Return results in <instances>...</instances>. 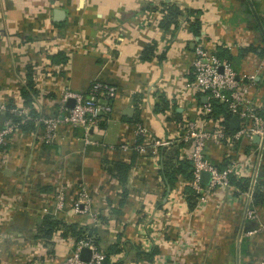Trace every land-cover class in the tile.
<instances>
[{
  "label": "crops",
  "instance_id": "0c3cea01",
  "mask_svg": "<svg viewBox=\"0 0 264 264\" xmlns=\"http://www.w3.org/2000/svg\"><path fill=\"white\" fill-rule=\"evenodd\" d=\"M171 4L180 14L168 25ZM196 45L215 49L240 74L254 72L264 58V0H0V127L8 118L19 122L0 146V211L8 217L0 221V264H59L73 249L74 236L62 231L69 224L88 229L107 247L105 264H155L168 252L169 239L160 231L168 237L185 223L188 180L178 174L170 184L161 169L190 165V146L179 140L187 118L227 119L207 112L206 96L185 87L194 77ZM94 79L117 92L112 112L90 129L92 142H84L80 127L61 125L44 143L40 119L55 113L65 91L84 93ZM250 93L264 107V71ZM227 121L238 125L232 115ZM137 125L144 134L134 133ZM135 143L142 151L132 148ZM227 154L225 145L206 148L219 168ZM116 162L129 165L124 183L115 175ZM79 185L91 196L95 218L72 208ZM230 185L213 190L196 210V252L187 264H259L264 170L250 198L245 182L231 176ZM60 191L64 205L57 209ZM249 206L257 218L246 216ZM46 215L60 222L49 237L41 231Z\"/></svg>",
  "mask_w": 264,
  "mask_h": 264
},
{
  "label": "built area",
  "instance_id": "2783aa9c",
  "mask_svg": "<svg viewBox=\"0 0 264 264\" xmlns=\"http://www.w3.org/2000/svg\"><path fill=\"white\" fill-rule=\"evenodd\" d=\"M192 81L186 82L185 87L206 96L205 109L211 110V101L217 100L226 105L228 112L238 118L236 128H227L223 122H206L198 118H187L180 142L189 144L188 158L191 164V178L188 185L197 194L195 206L192 212L201 209L213 190H227L231 187L230 177L245 182V193L251 197L264 170V107L253 100L251 90L255 87V76L264 71V58L255 64L252 73L240 74L232 64L220 58L215 49L196 45L193 50ZM116 86L112 83L94 79L90 82L84 93L65 91L53 115L41 118L43 128L41 138L44 143L53 140L54 133L61 125L80 127L84 132V142H92L90 129L97 125L101 118L112 112V101L116 96ZM69 98L74 99L72 107L67 106ZM208 124V125H207ZM19 129V122L12 119L6 120L0 128V146L7 143L11 135ZM134 133H145L143 126L137 125ZM254 136H258V142H254ZM247 142L246 150L234 155L235 148ZM157 145L168 144L167 140L154 141ZM208 145H225L228 149V163L223 168L213 164L206 156ZM121 148L127 149L128 145L121 144ZM136 151H142V143H135L132 147ZM241 148V147H240ZM233 154V155H232ZM209 172L210 179L207 185L202 184V172ZM78 198L72 204L75 212H83L89 207V193L86 188L78 186ZM64 205V195L60 191L57 195L56 208ZM47 208H43L46 212ZM248 218H257L258 214L250 206L245 212ZM260 229L264 233V219L260 223ZM83 247L91 249L89 260H82L80 250ZM59 264H105L104 255L97 250L94 243L88 237L74 240L73 249ZM264 264V254L259 260Z\"/></svg>",
  "mask_w": 264,
  "mask_h": 264
},
{
  "label": "rangeland",
  "instance_id": "374dc122",
  "mask_svg": "<svg viewBox=\"0 0 264 264\" xmlns=\"http://www.w3.org/2000/svg\"><path fill=\"white\" fill-rule=\"evenodd\" d=\"M167 12H169L168 8H167ZM177 18H178V16L174 17L173 19L172 18L169 19V15H168L167 22L178 23ZM94 39L96 41V37ZM81 40H82V38L75 37L74 43L80 44ZM95 41H94V43H91V46L95 45V43H96ZM183 184L188 185V183L186 181H184ZM77 198H78V194H76V199ZM89 198L91 201L90 194H89ZM191 198H192V201H190V202L187 201V211H186L185 223H183V224L180 223L178 227H173V228L169 229L168 232L170 233V235L168 237H166L167 234H166L165 230L162 229V231H160L161 233L163 232V235H164V237L162 236L163 238L169 239L168 240V246L169 247H168V252L165 255H160L157 257L156 260H152V261H154L155 264H187V262H189V260L186 261V257L189 254H192V252H194V251L196 252V229H195L196 223H194V220H193L194 216H196V211L192 212L193 208L195 206V201L193 202L194 197L191 196ZM90 207H91V202H89V207L84 212H87L89 214V216H91L92 218H95L96 215L93 211H91ZM6 212H7V210H5V212L0 211V221H1V219L8 218L6 216ZM46 212H48V211H46ZM65 230H66V228H62V231H65ZM86 231L87 232H85L84 235L81 236L80 238L88 237L89 239H91V241L96 246L97 250H99L104 255V258H106L107 257V251H106L107 247H104L103 245H99L96 242V237H93V234L88 229H86ZM80 238H76L74 240H78ZM155 240H157V236H156ZM142 246L145 247L144 244H142ZM180 257H182V258H180Z\"/></svg>",
  "mask_w": 264,
  "mask_h": 264
},
{
  "label": "trees",
  "instance_id": "16d2710c",
  "mask_svg": "<svg viewBox=\"0 0 264 264\" xmlns=\"http://www.w3.org/2000/svg\"><path fill=\"white\" fill-rule=\"evenodd\" d=\"M168 10H169V12H168L169 13L168 14L169 19H171V18L173 19L174 17H176L180 14V9L173 4L168 6ZM166 23H168V25H169V22H167V18H166ZM190 28L192 29L194 34L199 33V24L196 23V21H193L190 24ZM145 52H146V49H144L143 54ZM59 55L60 54L58 53V54L52 56V58L55 59V57H57ZM58 59H60V61H66V57H62V58H58ZM25 95L26 94L24 93V96ZM25 99H26V102H28V103L30 102L29 95H26ZM210 113H212V114L223 113L227 118L225 121V124H226L225 126H227V128L230 127V124L228 123L227 120L230 119L231 114L228 112L226 105L223 102H220L217 100L211 101ZM10 116H12L13 118L15 117V115H10ZM113 166L117 170V172L115 174L116 177L118 178V180L120 182L124 183L125 179H126L127 170H128L129 165L122 163V162H116V163H113ZM161 173L164 177H166L167 182L170 184L174 183L178 174L185 175L186 180L189 181V179L191 178V164L189 165L188 161H179V165H177L175 167H172L169 164H164V167L161 169ZM184 192H185L186 199L188 202L192 201L191 196L194 197L193 202L196 201L197 194H195L193 192V190L190 188V186L186 185L184 187ZM59 223L60 222L58 220L52 218L49 215L44 216L43 220H42V225H41L42 226L41 231H42L43 235L45 237L51 236L53 231L59 227ZM65 228H66L65 231H68L72 236H74L75 239L80 238L81 236L84 235L85 232H87L86 229L77 228V226L75 224H69ZM152 254H153V252L150 253V255H152Z\"/></svg>",
  "mask_w": 264,
  "mask_h": 264
},
{
  "label": "water",
  "instance_id": "95a60500",
  "mask_svg": "<svg viewBox=\"0 0 264 264\" xmlns=\"http://www.w3.org/2000/svg\"><path fill=\"white\" fill-rule=\"evenodd\" d=\"M73 104H74V99L73 98H69L68 101H67V106L68 107H72ZM131 109L132 108H127L125 110V112L128 113V114H130ZM234 120L236 122H238V118L235 117V116H234ZM258 139H259L258 136H254L253 141L254 142H258ZM209 179H210L209 172H206V171L202 172V174H201V182H202V184L207 185L209 183ZM80 257H81L82 260H89L90 257H91V249L88 248V247L81 248V250H80Z\"/></svg>",
  "mask_w": 264,
  "mask_h": 264
}]
</instances>
